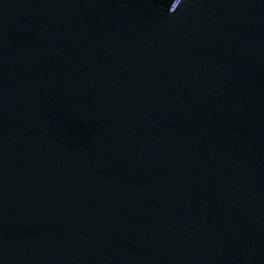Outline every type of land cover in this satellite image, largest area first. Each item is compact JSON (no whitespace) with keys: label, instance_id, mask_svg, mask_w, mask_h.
Instances as JSON below:
<instances>
[{"label":"water","instance_id":"95a60500","mask_svg":"<svg viewBox=\"0 0 264 264\" xmlns=\"http://www.w3.org/2000/svg\"><path fill=\"white\" fill-rule=\"evenodd\" d=\"M0 264H264L192 0H0Z\"/></svg>","mask_w":264,"mask_h":264}]
</instances>
